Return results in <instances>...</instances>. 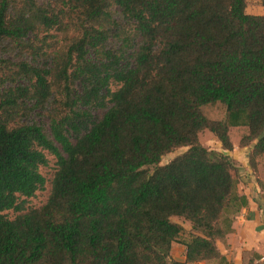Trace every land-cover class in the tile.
Wrapping results in <instances>:
<instances>
[{
    "label": "trees",
    "instance_id": "obj_1",
    "mask_svg": "<svg viewBox=\"0 0 264 264\" xmlns=\"http://www.w3.org/2000/svg\"><path fill=\"white\" fill-rule=\"evenodd\" d=\"M246 9L0 0V264H233L217 242L230 231L224 212L246 205L239 167L199 135L231 151L230 129L245 126L251 167L264 156V14ZM216 102L223 119L203 113ZM48 155L50 194L29 207ZM173 217L190 224L186 238Z\"/></svg>",
    "mask_w": 264,
    "mask_h": 264
},
{
    "label": "crops",
    "instance_id": "obj_2",
    "mask_svg": "<svg viewBox=\"0 0 264 264\" xmlns=\"http://www.w3.org/2000/svg\"><path fill=\"white\" fill-rule=\"evenodd\" d=\"M233 146L231 151H220L232 157L238 164L236 191L244 196L246 205L233 213L230 231L223 241L217 242V246L233 264H264V157L256 160V167L253 169L249 163L253 145ZM186 223L189 230L190 224ZM185 250L183 243L174 242L171 255L174 259L182 261L185 259ZM208 263L214 262L200 261L188 264Z\"/></svg>",
    "mask_w": 264,
    "mask_h": 264
},
{
    "label": "rangeland",
    "instance_id": "obj_3",
    "mask_svg": "<svg viewBox=\"0 0 264 264\" xmlns=\"http://www.w3.org/2000/svg\"><path fill=\"white\" fill-rule=\"evenodd\" d=\"M247 12L251 14H264V7L261 4V0H247ZM203 113L211 119H223L225 117V106L220 103L216 102L214 104H208L202 107ZM105 110L102 109H97L94 111V119H98L99 117L102 116ZM247 127L245 126H239V127H232L230 129V137L236 146H239V141L242 138L243 135L247 133ZM201 143L206 146L209 149L217 150L220 151L221 148V143L217 139V137L210 131L204 130L203 132L200 133L199 135ZM74 142V139H72ZM186 148H179L174 150L173 152L165 154L162 159H161V164L168 163L171 161L175 156L178 154L184 152ZM264 157V156H261ZM261 157H258L259 159ZM49 158V163L46 166H43L40 168L41 173L45 176L46 178V184L43 190L38 191L34 197L29 199V207H39L42 204H44L47 201V198L50 194L51 190V180L53 178V174L56 170V159L52 155H48ZM257 158V159H258ZM262 159V158H261ZM9 217H14L17 215V212H14L13 210H8L5 212ZM234 213L233 208L227 209L224 214H223V224L227 223L228 220L231 219L232 215ZM172 220L174 222H177L181 224L184 228L185 231L183 232L182 236L186 238L188 236V229H187V223L184 219L179 218V217H173ZM208 264H217L215 263H208Z\"/></svg>",
    "mask_w": 264,
    "mask_h": 264
}]
</instances>
